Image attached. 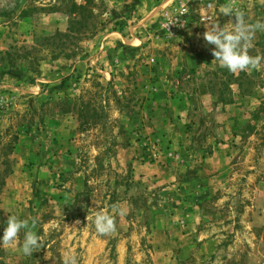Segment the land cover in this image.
<instances>
[{
	"label": "rangeland",
	"instance_id": "1",
	"mask_svg": "<svg viewBox=\"0 0 264 264\" xmlns=\"http://www.w3.org/2000/svg\"><path fill=\"white\" fill-rule=\"evenodd\" d=\"M85 2L0 0V236L41 241L0 264H264V59L232 73L204 39L264 0H88L70 31Z\"/></svg>",
	"mask_w": 264,
	"mask_h": 264
},
{
	"label": "clouds",
	"instance_id": "2",
	"mask_svg": "<svg viewBox=\"0 0 264 264\" xmlns=\"http://www.w3.org/2000/svg\"><path fill=\"white\" fill-rule=\"evenodd\" d=\"M222 14L235 16L233 27L228 29L216 25L204 33V39L208 44L213 45V55L219 62L220 67L226 68L229 72H247L257 70L264 59L260 56H252L248 50L253 48V41L257 31H264V21H257L254 24L245 22L244 13L232 6H225ZM176 20L169 18V24H175ZM167 25V26H168ZM120 215H125L124 209H117ZM93 223L97 233L106 235L116 230L115 220L112 215L105 212H98ZM37 221L35 218L29 222L28 219H20L16 216L7 218L6 227L0 236V245L12 244L17 241L18 236L23 232L21 251L25 256H31L41 248V241L36 232ZM63 264H78L74 254H67Z\"/></svg>",
	"mask_w": 264,
	"mask_h": 264
},
{
	"label": "trees",
	"instance_id": "3",
	"mask_svg": "<svg viewBox=\"0 0 264 264\" xmlns=\"http://www.w3.org/2000/svg\"><path fill=\"white\" fill-rule=\"evenodd\" d=\"M72 13H75L70 25L69 30L72 31L75 25L81 24L83 21L88 19V16L92 14V11L88 7V0H86L85 4H74L71 9ZM7 56H11L8 52H6ZM8 57V58H9Z\"/></svg>",
	"mask_w": 264,
	"mask_h": 264
},
{
	"label": "built area",
	"instance_id": "4",
	"mask_svg": "<svg viewBox=\"0 0 264 264\" xmlns=\"http://www.w3.org/2000/svg\"><path fill=\"white\" fill-rule=\"evenodd\" d=\"M184 11H185V9H184V8H181V9H180V12H181V13H182V12H184ZM208 17H209V16H208V15H206V16H204V17H203V19H208Z\"/></svg>",
	"mask_w": 264,
	"mask_h": 264
}]
</instances>
